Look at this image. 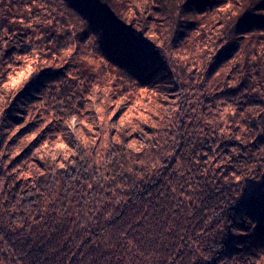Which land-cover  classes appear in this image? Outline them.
<instances>
[{"label": "trees", "instance_id": "1", "mask_svg": "<svg viewBox=\"0 0 264 264\" xmlns=\"http://www.w3.org/2000/svg\"><path fill=\"white\" fill-rule=\"evenodd\" d=\"M0 252L264 264V0H0Z\"/></svg>", "mask_w": 264, "mask_h": 264}, {"label": "rangeland", "instance_id": "2", "mask_svg": "<svg viewBox=\"0 0 264 264\" xmlns=\"http://www.w3.org/2000/svg\"><path fill=\"white\" fill-rule=\"evenodd\" d=\"M0 264H9V259L8 257H4L2 255V252H0Z\"/></svg>", "mask_w": 264, "mask_h": 264}, {"label": "snow or ice", "instance_id": "3", "mask_svg": "<svg viewBox=\"0 0 264 264\" xmlns=\"http://www.w3.org/2000/svg\"><path fill=\"white\" fill-rule=\"evenodd\" d=\"M182 187V186H181ZM150 227V226H149Z\"/></svg>", "mask_w": 264, "mask_h": 264}]
</instances>
